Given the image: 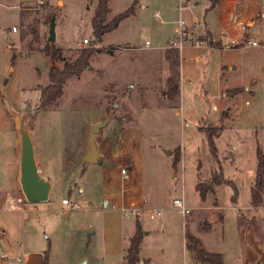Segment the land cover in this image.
Instances as JSON below:
<instances>
[{
  "label": "rangeland",
  "instance_id": "rangeland-1",
  "mask_svg": "<svg viewBox=\"0 0 264 264\" xmlns=\"http://www.w3.org/2000/svg\"><path fill=\"white\" fill-rule=\"evenodd\" d=\"M97 2L0 0V105L9 116L14 113L16 133L21 119L37 107L25 125L51 183L49 201H26L23 215L14 212L25 230L8 236L14 242L44 243L47 264H81L84 259L88 264H124L139 217L144 230L141 264H208L197 260V251L187 249L186 228L200 240L199 249L221 253L225 264H264V203L248 206L257 149L264 152V0H224L210 12L211 19L202 18L203 7L195 5L206 7L207 0H188L182 15L186 24L197 22L187 28L182 57L183 49L169 47L181 17L179 0H138L145 7L137 0H111L108 21L116 15L112 13L137 8L97 45L114 46L113 53L94 52L90 66L66 83L59 105L40 108V88L49 83L50 67L74 60L92 45ZM21 11L27 12L26 25ZM157 12L160 18L154 16ZM54 13L58 62L45 51ZM22 30L29 31L24 41ZM208 31L216 42L236 41L240 43L235 47L241 46L211 48L200 40ZM244 36L259 44L253 46ZM171 75L180 77L178 98L167 95ZM251 81L256 82L251 103L243 102L236 112L232 107L231 118H223L226 127L216 139L218 157L213 158L201 130L221 122L213 107L221 103L225 84ZM251 84L244 90L250 91ZM227 91L230 88L225 95L233 96L231 100L238 95ZM108 116L97 139L102 156L98 163L86 165L93 127ZM8 140L0 132L1 173ZM177 149L181 153L176 169ZM119 164L130 171L125 188L139 208L135 216L112 206L114 197L118 204L122 188ZM217 168L233 184L213 185L215 194L202 199L195 184L210 181ZM173 175L180 176L178 183ZM183 183L188 206L204 203L185 215L173 207ZM215 197L218 202L213 203ZM64 198L69 205L62 203ZM155 208L163 210L162 218L151 212ZM7 215L0 212V218Z\"/></svg>",
  "mask_w": 264,
  "mask_h": 264
},
{
  "label": "trees",
  "instance_id": "trees-1",
  "mask_svg": "<svg viewBox=\"0 0 264 264\" xmlns=\"http://www.w3.org/2000/svg\"><path fill=\"white\" fill-rule=\"evenodd\" d=\"M110 1L111 0H98L95 13L92 17V33L93 42L89 47H84L80 50L79 55L74 60H67L62 66H51L49 69V83L40 88L39 103L38 106L42 109H48L51 107H57L59 105V100L64 94V87L66 83L73 77H79L82 72L90 66V57L94 52H108L113 53L114 46L110 47H99L98 44L101 43L105 33L116 29L122 20L133 15L135 13L134 6H130L128 9L117 13L112 19L108 21V15L110 12ZM208 5L204 10V19L207 14L219 7L224 0H207ZM27 13V12H26ZM26 13L21 11L22 25H26L25 17ZM30 28V24L27 25ZM28 30H22L20 34V40L24 41L28 35ZM208 31L205 37L200 38L202 42L208 43L209 46L219 48L223 47L224 44L219 41L216 42L210 35ZM244 39H248L244 36ZM45 51L47 55L51 56L56 62L60 60V49L55 45L54 42L48 40L45 46ZM179 58V54H177ZM168 90L167 95L170 98H178L181 94L180 87V77H175L173 75L169 76L167 79ZM227 91L229 95L240 94L244 91V87H236ZM227 116V112L223 113V118ZM223 127L209 125L201 130L208 140L209 148L213 158L218 157V148L216 146V138L221 134ZM180 149L176 150V160L174 167L177 169V162L180 160ZM257 168L255 175V182L251 187V205L252 207H259L264 203V152L258 148L257 149ZM88 163L86 162V165ZM221 169L222 167L219 166ZM229 183L233 184L232 181L226 179L223 175L222 170L214 171L212 179L207 183L203 182L198 185L200 191V196L204 199L207 193L210 191L211 187L216 184ZM235 194L233 199L236 200L238 197V190L235 185ZM143 228L139 217L136 219V229L134 234L130 237L129 244L126 248V254L124 256V264H138L140 262V252L141 243L143 240ZM185 238L187 240L186 247L189 251H197L196 258L202 263L208 264H225L223 255L219 252H210L205 248L199 249L201 245L200 240L186 229ZM45 258L47 260L48 254L45 252Z\"/></svg>",
  "mask_w": 264,
  "mask_h": 264
},
{
  "label": "crops",
  "instance_id": "crops-1",
  "mask_svg": "<svg viewBox=\"0 0 264 264\" xmlns=\"http://www.w3.org/2000/svg\"><path fill=\"white\" fill-rule=\"evenodd\" d=\"M137 3L139 6L140 3L138 2V0H137ZM195 5L202 6L203 10H205V8H206V7H204V5H202L200 3H197ZM145 6H146L145 3L140 4V7H145ZM187 7H189V5H187ZM110 10H111V7H110ZM136 10H137V8L135 7V13H136ZM110 12H109V14H110ZM112 14L113 15L117 14V12L112 13ZM202 18H204V15ZM209 18H210V13L207 14V16H206V19H209ZM196 21L197 20L192 21L189 25L194 24ZM175 25L176 26L174 27V32H177L178 24L175 23ZM107 33H105V35ZM251 39H254V38H251ZM251 39H249L248 41H250ZM236 43L239 44L240 42H236ZM192 46H195V45H192ZM240 46L238 45V47H240ZM209 47H211V46H209ZM238 47H233V48H238ZM211 48L220 49V48H215V47H211ZM226 49H232V47L224 46V48L220 49V50H226ZM182 54H184V49L182 50L181 57H182ZM195 54H196L195 58L198 60L199 56L197 55V53H195ZM225 67L227 68L228 66H225ZM232 68H233V66H232ZM252 82H253V88L250 89V91L244 90L243 92H241L237 96H234L235 99H233V100H231L233 96H226L225 95V90L227 88H230V89L236 88V87L247 88L250 85H252L251 84ZM255 83H256L255 81H251L250 83H245L244 85H241V86H233V85H228V84H225L223 86V88H222V93H223L222 101L219 104H215L213 107L214 109H216L217 111L220 112L221 122L218 124L212 123L213 126L223 127V129H224L226 127L223 124V113L224 112H227V116L225 117V119L231 118L230 114L232 112V107L234 109V112H236V110H238L240 107L243 108V102L245 104L251 103V100L249 98H251L255 94V90H254V84ZM180 87H181V84H180ZM234 112H233V114H234ZM13 118H14V113H12L9 116V114L0 105V132L5 133V136L7 135L8 139H9L8 140V142H9V155L4 158L5 166H4V169L2 170V173L0 172V212L2 211V212H6L9 214L7 216H3L2 218H0V251L1 250L5 251L6 253H8L11 256H16V255H19L21 253H27V256L21 262H17L14 258L3 259L0 256V264H47V260L45 258V252H46L45 250L46 249H45L44 243H41L40 241H38V242H32V243L26 244L25 243L26 241H24L23 239L19 240L17 242H14L12 240V238L8 236V232L13 234L14 232L18 233L19 230H21V232L23 230H25L24 225H21V226L19 225V220L16 219L17 216L14 214V212L19 213L18 215H20V214L23 215L26 211V208H27L25 204H24L23 210H5L2 208L3 203H4V199H5V195L7 192H12L11 190H13V191H15L13 193L19 194V191L21 189L20 183H19V155H18V153H19V137L17 135L18 133H16V128H15V125L13 122ZM198 121L199 120L195 121L196 125H197ZM209 123H211V122H209ZM223 129H222V131H223ZM222 131H221V134H222ZM37 159L39 160V165L41 166V160H40L39 155L37 156ZM43 176H44V174H43ZM173 176H174L175 182L178 183L180 180V176L179 175H173ZM208 180H209V178L206 179V181H208ZM203 182H205V181L200 182L197 180V183L195 184L196 191L198 192V194H200V191L198 189V185L200 183H203ZM215 186H212L209 192H212L215 194ZM109 190H110V188L107 189V191H109ZM181 197L184 199L185 204H186L188 198H187V200L185 199L184 183L182 185ZM214 202H218L216 197L213 200V203ZM201 204H204V203H201ZM201 204L200 205H193V206H191L192 208L190 206H188L187 204L186 205L190 209V212H191V209H193V208L199 209L201 207ZM65 206H67V205H65ZM235 206H238V205H235ZM248 206L252 207L251 198H250V202H249ZM11 213H13V215ZM211 218H213V217H211ZM191 222H193V221H191ZM191 222H190V224H191ZM194 222H197V220H194ZM185 226L187 227V224ZM21 232H20V234H21ZM186 242H187V240H186ZM125 254H126V252H125ZM125 254H124V256H125ZM124 256H123V262H124ZM140 258L144 259L141 256H140ZM88 263H89V260L84 259L81 264H88ZM141 263L142 262H139L138 264H141Z\"/></svg>",
  "mask_w": 264,
  "mask_h": 264
},
{
  "label": "water",
  "instance_id": "water-1",
  "mask_svg": "<svg viewBox=\"0 0 264 264\" xmlns=\"http://www.w3.org/2000/svg\"><path fill=\"white\" fill-rule=\"evenodd\" d=\"M57 15L54 13L49 23L48 39L52 42L56 41V24ZM236 44H225L226 47H235ZM117 105V103H116ZM37 111L34 108L26 117L22 118L17 126V133L19 135V183L22 194L29 203L47 202L50 199L51 183L43 176V169L39 165L37 159L34 143L32 140L30 128L26 127V121ZM110 121L108 116L105 120L97 123L93 127V137L90 141V148L85 155L87 163H98L102 156L100 147L97 144L99 132L102 127L106 126ZM171 153V150H169ZM147 231H145V234Z\"/></svg>",
  "mask_w": 264,
  "mask_h": 264
},
{
  "label": "built area",
  "instance_id": "built-area-1",
  "mask_svg": "<svg viewBox=\"0 0 264 264\" xmlns=\"http://www.w3.org/2000/svg\"><path fill=\"white\" fill-rule=\"evenodd\" d=\"M188 0H179V11L181 13V17L178 21V29L176 32V35L170 40V46L169 47H175L178 49H184V44L185 41L187 40V28L189 26V24H186V20L185 18L182 16V12L186 9L187 7V3ZM156 18H160V14L157 12L154 15ZM197 22V21H196ZM13 31L17 32V27H13ZM85 42H88V39H85ZM253 46H257L259 44V42L255 39H251L249 41ZM236 44V41H233L232 43L229 41H225L223 42V44ZM150 41L147 40L146 41V45H150ZM119 166V177L121 180V184H122V188L120 190V193L117 194V199L118 204H117V200L116 197L113 198V202H112V206L113 207H117L118 209H120L123 214L127 217H130L131 215H136L139 213V208L136 204L135 200H130L127 195H126V188H125V184H128V179L130 177V171L129 168L127 166ZM26 202V199L24 197L23 194H16L13 192H7L5 195V199H4V203H3V209L5 210H23L24 208V203ZM62 203L64 205H69L70 204V200L67 198H64L62 200ZM173 207L177 210H179L182 214H187L190 212V209L186 206L185 201L182 197L179 198H175L173 200ZM74 209H78L79 206L77 204L73 205ZM151 212H153L154 214L160 216V218H162L163 215V210L155 208L153 210H151ZM0 256L3 259H9V258H14L17 262H21L23 261V259L27 256V253H21L19 255L16 256H11L6 252L0 251Z\"/></svg>",
  "mask_w": 264,
  "mask_h": 264
}]
</instances>
